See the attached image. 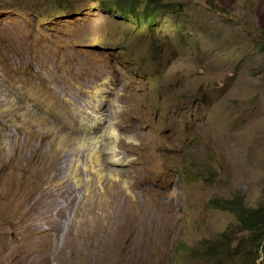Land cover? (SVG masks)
Returning <instances> with one entry per match:
<instances>
[{
	"label": "rangeland",
	"instance_id": "1",
	"mask_svg": "<svg viewBox=\"0 0 264 264\" xmlns=\"http://www.w3.org/2000/svg\"><path fill=\"white\" fill-rule=\"evenodd\" d=\"M114 1L105 0L104 5L102 0H0V80L6 84L0 82V90L3 91L15 80V85H21L25 95H29L27 102L36 97L35 104L27 103L32 107H26V110L45 113L48 107L52 111L49 113L51 117H59L60 123L56 122L55 128L57 126L61 131L56 138L49 129L50 125L43 126L47 129L43 128L42 132L51 134L49 140L53 144L50 146L47 143L45 150L49 160L58 155L59 162L54 165H61V171L68 170L61 172L65 177L61 178L63 181H51L53 166H50L49 173L42 176L43 188L51 186L53 198L59 199L61 204L51 197L43 195L42 198L43 192L38 194L32 189L31 195H35L31 196L32 202L47 201L44 200L45 209L38 208L35 216L30 215L32 219L29 216L25 224L39 223L43 231L51 219H56V223L60 220L61 224L65 223L63 227L59 223L62 232L55 235L56 241H47L46 258L49 264H86L88 260L89 264H264V246L257 248L256 241L250 240L240 229L229 211L209 206L213 199L222 205L223 201L237 197L249 208L264 207V0H171L177 5L181 3L175 14L152 10L146 0H135L134 7L140 17L115 13L109 9L114 6ZM158 1L165 5L170 0ZM119 4L124 5L122 2ZM145 14L151 15L143 20ZM50 104L58 108L52 109ZM2 109L10 110L8 106ZM0 118V122L6 121L14 130L18 121ZM98 119L99 126L96 125ZM82 123L96 128L90 140H85L89 143L82 141ZM1 128L0 125V131ZM33 134L38 141L36 131ZM76 137L81 138V143ZM114 145H118L117 149ZM27 155L30 157L31 154L28 152ZM111 155L122 159L123 164L109 163ZM98 175L103 179H99ZM16 178L18 182L21 179L20 175ZM105 181L110 185H106ZM62 182V189L56 186ZM66 185L69 189L64 188ZM90 189L97 192L94 194ZM62 190H68V193ZM60 192L64 194V200H61ZM72 198L76 200L75 206L78 204L76 207L69 202ZM83 200L85 207L82 206ZM98 200H104L100 201L101 206ZM4 202L0 201V225L3 220L7 224L0 226V241L5 242H0V251L3 250L0 264H40L42 233L36 235L39 240L27 241V236V242H24L18 239V233V238L11 240L9 203ZM52 202L56 207L59 205V209L63 208L61 212ZM65 206H72V209L67 208L66 212ZM77 207L78 214H75ZM54 209L58 210L57 213ZM80 212L88 215L85 217ZM40 213H45L46 217L40 216ZM135 213L139 214L138 218ZM106 216L109 217L103 219ZM20 219L25 218L22 216ZM133 224L139 225L138 228ZM126 225H133V231H138L133 233L131 249L127 244L128 255L126 252L122 261V245H113L108 240L111 241ZM75 226H79L80 230ZM80 231L86 235L81 236ZM225 232L234 241L232 248L240 242L236 255L227 260L221 254L217 257L192 256L191 251L199 241H208L210 245ZM96 239L97 242H94ZM156 240L159 242L156 243ZM20 242H23L22 246ZM35 247L40 249L38 254L34 251ZM89 250H93L94 254ZM196 251L201 254V250ZM89 253L97 258L94 260ZM98 254H103V259ZM12 255L16 256H13V262ZM97 260L100 262L97 263Z\"/></svg>",
	"mask_w": 264,
	"mask_h": 264
},
{
	"label": "bare ground",
	"instance_id": "2",
	"mask_svg": "<svg viewBox=\"0 0 264 264\" xmlns=\"http://www.w3.org/2000/svg\"><path fill=\"white\" fill-rule=\"evenodd\" d=\"M6 54V53H5ZM10 55V54H9ZM12 55V54H11ZM0 58H2V57H0ZM9 58V57H8ZM5 59H6V56H5ZM2 60V59H1ZM11 60V59H10ZM7 61H9V60H7ZM4 62V61H3ZM2 62V63H3ZM5 63V62H4ZM7 64V63H6ZM4 71V70H3ZM38 76V75H37ZM55 81V80H54ZM0 82H3L2 80H0ZM10 82V81H9ZM18 82V81H17ZM25 82V81H24ZM23 82V83H24ZM4 83V82H3ZM22 83V82H21ZM5 84V83H4ZM19 84V83H18ZM25 84V83H24ZM6 85V84H5ZM26 85V87H27V84H25ZM30 84H28V86H29ZM21 86V85H20ZM20 86H17V84L15 85V80H12L11 81V84H8L7 85V87H5L4 88V90L3 91H1L0 90V109H2L3 107H9V109L10 110H6V111H3V109H2V111H1V113H0V116L2 117V119H14V120H16V121H20L19 123L17 122L16 124H15V126H14V130H12L11 128H10V126L8 125V123L5 121H2V122H0L1 124V130L2 131H0V201H2V202H4V201H8V206H9V210H10V218H9V220H10V222L8 223V224H10V230L12 231V238H11V240H14L15 238H18V237H16L17 235V233L20 235L19 237L20 238H18V239H21L22 241H26V239H27V236H28V240L27 241H29V240H39V238H36L37 236V234L40 232V233H42V240L40 239V244H41V246H40V248H41V251H40V264H41V262H42V264H49V262H48V260H47V258H46V252H47V248H48V244H47V241L48 240H55L56 241V239H55V235L57 234V233H61L62 231H60L61 230V227H63L62 226V224L64 225L65 223L63 222L62 224L60 223L61 222V220L59 221V223L61 224V227H60V225H59V223H56L55 221H56V219H55V221H53L54 219H51L50 220V218H49V220H50V222H49V225L47 226V228L45 229V230H43L42 231V228L40 227L41 225L38 223H36V221H35V225H29V226H27V224H25V222H27L28 220H27V218L31 215H34V214H36V210L39 208H42V207H44V209H45V206H46V204L44 205V203H45V201L44 200H46V199H44V200H40L39 202H37L36 204H35V202H32V199H31V192H32V189H34V191L36 190L37 192H39L38 194H40V192H43L42 193V195H41V197L44 195V196H47V197H51L52 199H55V198H53V193H54V190H53V193H52V190H51V186L49 187V188H43V186H42V176L44 175L45 176V174L49 171V168H50V166H53V171L50 169V178H51V181H55L56 179H57V182H58V179H63V177H62V175H61V172H66V171H68V170H66V171H61V169L59 168L61 165H54V163L57 161V163L59 162L58 161V155H54V156H52L51 158H50V160H49V157H48V154H47V149L45 150V146H46V144L47 143H49V145L50 146H52L53 144L51 143V134H49V133H47V131H46V133H43L42 132V130H43V128L45 127V125H50L49 127V129H50V131L52 132V134L53 135H55V138L57 137L56 135L61 131L60 129L61 128H57V126H56V128H55V125H56V122H59L60 123V119H59V117L58 118H53V117H51V115L49 114V113H51L52 111L50 110V109H48V107H46L47 109V112H45V113H42V112H39V111H37V110H26V107H32V106H30V105H28L27 103H29V104H32V105H34L35 104V98H33V100L30 98V100H32L31 102H27L26 101V98H28L29 97V95H25L26 94V92L24 91L25 89L23 88V87H20ZM23 86V85H22ZM31 86V85H30ZM25 87V88H26ZM34 87V86H33ZM40 87V86H39ZM32 88V87H31ZM27 89V88H26ZM58 89V88H57ZM28 90V89H27ZM100 90V89H99ZM37 91V90H36ZM28 92V91H27ZM50 92V91H49ZM48 92V93H49ZM97 92V91H96ZM34 93V92H33ZM36 93V92H35ZM52 93V92H51ZM53 93H55V92H53ZM65 93V92H64ZM28 94H30V93H28ZM37 94H38V92H37ZM36 94V95H37ZM42 94V93H41ZM44 94V93H43ZM59 94V93H58ZM63 94V93H62ZM95 94H97V93H95ZM32 95V94H31ZM39 95V94H38ZM51 95V94H50ZM54 95V94H53ZM56 95H57V93H56ZM65 95V94H64ZM92 95V94H91ZM14 96V99H16L15 101L16 102H14V99H12V97ZM49 96V95H48ZM52 96V95H51ZM49 97V98H52V97ZM62 96V95H61ZM75 96V95H74ZM43 97H44V95H43ZM42 97V98H43ZM63 97L64 96H62V99H63ZM38 98V97H37ZM46 98H47V95H46ZM72 98V97H71ZM74 98H76V97H74ZM99 98V97H98ZM40 99V98H39ZM90 99H92V98H90ZM89 99V100H90ZM47 100V99H46ZM49 100H51V99H49ZM54 100V99H53ZM58 100V99H57ZM61 100V99H60ZM91 101V100H90ZM99 101V100H98ZM38 102H40V101H38ZM53 102V104H54V101H52ZM60 102V101H59ZM47 103H48V100H47ZM57 103V102H56ZM62 103V102H61ZM75 103H77V102H75ZM94 103V102H93ZM92 103V104H93ZM44 104V103H43ZM99 104V103H98ZM40 105H42V104H40ZM39 105V106H40ZM46 105V104H45ZM104 105V104H103ZM38 106V105H37ZM53 106V105H52ZM51 106V104H50V107H52ZM74 106V105H73ZM79 106V105H78ZM92 106V105H91ZM95 106H96V103H95ZM60 107V106H59ZM75 107V106H74ZM97 107V106H96ZM45 108V107H44ZM58 108V107H57ZM57 108H54V107H52V109H57ZM64 108H65V106H64ZM6 109H8V108H6ZM60 109V108H59ZM97 109V108H96ZM98 109H99V107H98ZM44 110V109H43ZM45 110V111H46ZM94 110V109H93ZM60 110H58V112H59ZM64 111V110H63ZM62 111V112H63ZM69 111V110H68ZM68 111H67V113H68ZM95 111V110H94ZM94 111H91V112H94ZM106 111V110H105ZM54 112V111H53ZM56 112V111H55ZM115 113V112H114ZM114 113H112V114H114ZM72 114H73V112H72ZM71 114V115H72ZM75 114V113H74ZM91 114H93V113H91ZM98 114V113H97ZM118 114V113H117ZM50 115V116H49ZM60 115V114H59ZM64 115V114H63ZM66 115V114H65ZM76 115V114H75ZM78 115V114H77ZM115 115V114H114ZM114 115H112V116H114ZM52 116H54V115H52ZM58 116V115H57ZM67 116V115H66ZM65 116V117H66ZM92 116V115H91ZM110 116V115H109ZM61 117H63L62 115H61ZM67 117H69V116H67ZM74 117V116H73ZM77 117V116H76ZM80 117V116H79ZM111 117V116H110ZM117 117V116H116ZM115 117V118H116ZM70 118H72V117H70ZM118 118V117H117ZM1 119V118H0ZM63 119H65V118H62V120ZM73 119V118H72ZM99 119H100V117H99ZM97 120L96 121V125L98 124V126L99 125H101V123H100V120H102V119H100V120ZM112 119H114V117L112 118ZM67 121V120H66ZM70 121V120H69ZM12 122V121H11ZM15 122V121H14ZM14 122H13V124H14ZM71 122V121H70ZM88 122V121H87ZM93 122H95V121H93ZM103 122V121H102ZM105 122V121H104ZM66 123V122H65ZM86 123V122H85ZM85 123H82L81 125H82V130H83V132H82V141L84 140H90V135L92 134L93 135V133L95 132V130L94 129H96V128H91L90 126H88V125H85ZM91 123V122H90ZM119 123V122H118ZM9 124H10V122H9ZM74 124V123H73ZM89 124V123H88ZM115 124V123H114ZM59 125V124H58ZM69 125V124H68ZM80 125V126H81ZM44 126V127H43ZM61 126H62V124H61ZM66 127H67V125H65ZM72 126V125H71ZM94 126V125H93ZM115 126V125H114ZM63 127H64V125H63ZM63 127H62V129H63ZM77 127V126H76ZM97 127V126H96ZM35 129L34 131H36V133L38 134V137H39V140L37 141L36 140V137H35V135L33 134V130L32 129ZM44 129H47V128H44ZM66 129V128H65ZM68 129V128H67ZM71 129H72V127H71ZM80 129V128H79ZM97 129H98V127H97ZM100 129V128H99ZM11 130V131H10ZM76 130H78V129H76ZM81 130V131H82ZM66 131V130H65ZM65 131H63V132H65ZM78 132V131H77ZM109 133V132H108ZM112 134V133H111ZM142 134V133H141ZM58 135H60V134H58ZM72 135V134H71ZM252 135V134H251ZM62 136V135H61ZM68 136V135H67ZM73 136V135H72ZM79 136H81V134L79 135ZM107 136H109V134L107 135ZM106 136V137H107ZM112 136V135H111ZM110 136V137H111ZM142 136V135H141ZM53 137V136H52ZM63 137V136H62ZM105 137V138H106ZM114 139L116 138V136L114 137V136H112ZM249 137V136H248ZM71 138V137H70ZM81 138H79L78 137V139L80 140V143H81ZM95 138V137H94ZM98 138H100V137H98ZM120 138V137H119ZM50 139V140H49ZM53 139V138H52ZM61 139V142H62V138H60ZM76 139H77V137H76ZM77 139V140H78ZM106 139H108V138H106ZM117 139V138H116ZM57 140H58V138H57ZM66 140V139H65ZM74 140V139H73ZM95 140H96V138H95ZM100 140V139H99ZM53 141V140H52ZM55 141V140H54ZM59 141V140H58ZM69 141V140H68ZM87 141H85V143L87 142ZM96 141H98V140H96ZM118 141V140H117ZM120 141V140H119ZM242 141V140H241ZM65 142H67V141H65ZM94 142V141H93ZM103 142V141H102ZM115 142V141H114ZM122 142V141H121ZM124 142V141H123ZM54 143V142H53ZM68 143V142H67ZM79 143V144H80ZM87 143H89V142H87ZM96 143V142H95ZM94 143V144H95ZM113 143V142H112ZM119 143V142H118ZM117 143V144H118ZM243 143V142H242ZM56 144V143H55ZM69 144V143H68ZM77 144H78V142H77ZM93 144V145H94ZM109 144H110V142H109ZM121 144V143H120ZM58 145V144H57ZM61 145V144H60ZM59 145V146H60ZM96 145V144H95ZM107 146H108V144H106ZM112 145V144H111ZM245 145V144H244ZM84 146V145H83ZM102 146H104V145H102ZM115 146V145H114ZM246 146V145H245ZM54 147V146H53ZM72 147V146H71ZM80 147V146H79ZM78 147V148H79ZM105 147V146H104ZM116 147H118V145L117 146H115V148ZM121 147H123V145L121 146ZM120 147V148H121ZM130 147V146H129ZM56 148V147H55ZM101 148H103V147H101ZM106 148V147H105ZM112 148V147H111ZM104 149V148H103ZM102 149V150H103ZM114 149V148H113ZM117 149V148H116ZM126 149H128V148H126ZM133 149V148H132ZM64 150H65V148H64ZM67 150V149H66ZM105 150H107V149H105ZM109 150V149H108ZM119 150V149H118ZM61 151V150H60ZM63 151V150H62ZM69 151V150H68ZM100 151V150H99ZM116 151V150H115ZM128 151V150H127ZM130 151V150H129ZM133 151V150H132ZM29 152V154H31L30 155V157L27 155V153ZM66 152V151H65ZM107 152V151H106ZM105 152V153H106ZM119 152V151H118ZM53 152H52V150H51V154H52ZM99 153V152H98ZM109 153V152H108ZM63 154H65V153H63ZM113 154H116V153H113ZM118 154V153H117ZM119 154H120V152H119ZM65 155H67V154H65ZM69 155V154H68ZM105 155V154H104ZM59 156H61V155H59ZM65 157V156H64ZM67 157V156H66ZM108 157V156H107ZM116 157V155L113 157V155H111L110 156V158H109V163H112V164H114V165H121V164H123V161H122V159H119V157H118V155H117V157L118 158H115ZM61 158H63V157H61ZM60 160V159H59ZM104 160H106V159H104ZM49 161H50V163H49ZM61 161H63V160H61ZM94 161V160H93ZM108 161V160H107ZM126 161V160H125ZM106 162V161H105ZM61 163V162H60ZM56 164V163H55ZM63 165V164H62ZM65 168V167H64ZM74 169V168H73ZM105 169V168H104ZM65 170V169H64ZM107 170V169H106ZM117 170V169H116ZM69 171H71V170H69ZM74 171V170H73ZM114 171V170H113ZM112 171V172H113ZM128 171V170H127ZM80 172V171H79ZM49 173V172H48ZM68 173H70V172H68ZM73 173H76L75 171L73 172ZM123 173V172H122ZM66 174L67 173H65V176H66ZM79 175H80V173H78ZM108 174V173H107ZM119 174H121V173H119ZM18 175H20V177H21V179H19L20 181L18 182L17 181V176ZM71 175H72V172H71ZM110 175V174H109ZM112 175V174H111ZM110 175V176H111ZM113 175H115L116 176V173L114 174L113 173ZM43 176V177H44ZM76 176V175H75ZM99 176V175H98ZM101 176V175H100ZM99 176V179L100 178H102V177H100ZM121 176V175H120ZM117 177H119V176H117ZM124 176L122 175V178H123ZM46 178H49V177H46ZM65 178V177H64ZM67 178V177H66ZM61 179V181H63ZM70 179H71V177H70ZM72 179H73V176H72ZM71 179V180H72ZM103 179V178H102ZM101 179V180H102ZM114 180H115V177L113 178ZM118 179V178H117ZM47 180V179H46ZM69 180V179H68ZM67 180V181H68ZM73 180H76L75 178L73 179ZM79 180V179H78ZM104 180H106V179H104ZM50 181V182H51ZM60 181V180H59ZM81 181V180H80ZM87 181V180H86ZM108 181V180H107ZM123 181V180H122ZM121 181V182H122ZM47 182V181H46ZM49 182V183H50ZM65 182V181H64ZM64 182H62V183H59V185H56L57 187H60L61 189H62V186H63V183ZM76 182V181H75ZM74 182V183H75ZM88 182H89V180H88ZM106 182V181H105ZM111 182V181H110ZM119 182V184H120V181H118L117 180V183ZM45 183V182H44ZM115 183V182H114ZM56 184V183H55ZM65 184H68V183H66L65 182ZM80 184V183H79ZM88 184V183H87ZM94 184V183H93ZM110 185V183L109 182H106V185ZM116 184V183H115ZM114 184V185H115ZM52 185H54V184H52ZM68 185H70V184H68ZM78 185V184H77ZM89 185H91V184H89ZM105 185V186H106ZM111 185H113V183L111 184ZM76 186V185H75ZM85 186H88V185H86L85 184ZM93 186V185H92ZM129 186H130V184H129ZM131 186H132V184H131ZM55 187V186H54ZM68 188L69 186H65L64 188ZM71 187V186H70ZM74 187V186H73ZM78 187V186H77ZM119 187V186H118ZM127 187V186H126ZM59 188V189H60ZM63 188V189H64ZM83 188H85V187H83ZM88 188H90V187H88ZM95 188V187H94ZM93 187H91V189H94ZM97 188V187H96ZM109 187H107V189H106V192L108 193V189ZM113 188H115V187H113ZM120 188V187H119ZM57 189V188H56ZM69 189V188H68ZM73 189V188H72ZM72 189H70V190H72ZM80 189H81V187H80ZM79 189V190H80ZM90 189V190H91ZM98 189V188H97ZM101 188H99V190H100ZM103 189L104 188H102V191H103ZM123 189V188H122ZM132 189H135V188H132ZM78 190V191H79ZM82 190V189H81ZM115 190H116V188H115ZM127 190H129V189H127ZM61 191V190H60ZM64 191H66V190H62V192H64ZM75 191V190H74ZM86 191H87V188H86ZM89 191V190H88ZM113 191H114V189H113ZM130 191H131V187H130ZM56 192H57V190H56ZM91 192H94V190L92 191L91 190ZM97 192V191H96ZM96 192H94V194L96 193ZM105 192V191H104ZM119 192V191H118ZM132 192V191H131ZM58 193V192H57ZM64 193H68V190H67V192H64ZM76 193V192H75ZM74 193V194H75ZM83 193H84V191H83ZM90 193V192H89ZM89 193H87V194H89ZM102 193V192H101ZM100 193V194H101ZM115 193V192H114ZM121 193V192H120ZM149 193V192H148ZM147 193V194H148ZM60 194L62 195V193L60 192ZM72 194H73V192H72ZM85 194V193H84ZM112 194V193H111ZM115 194H117V193H115ZM114 194V195H115ZM126 194V193H125ZM146 194V195H147ZM57 195V194H56ZM56 195L54 196V197H56ZM64 195V194H63ZM63 195L61 196L62 198H63ZM66 195H69V194H66ZM109 195V194H108ZM114 195H112V196H114ZM121 195H122V193H121ZM37 196V195H36ZM83 196H85V195H83ZM94 196V195H93ZM98 196V195H97ZM96 196V197H97ZM102 196V195H101ZM100 195H99V198H102ZM116 196V195H115ZM119 196H120V194H119ZM125 196V195H124ZM150 196V195H149ZM151 196H152V193H151ZM150 196V197H151ZM33 197H35V195H33L32 196V198ZM38 197V196H37ZM59 197V196H58ZM57 197V198H58ZM68 197V196H67ZM71 197H73V195H71ZM95 197V196H94ZM103 197H105V195H103ZM131 197V196H130ZM130 197H128V200H129V198ZM135 197V196H134ZM133 197V198H134ZM40 198V197H39ZM43 198V197H42ZM65 198H66V196H65ZM75 198V197H74ZM74 198H72V200L71 201H69L70 202V204H72V206L74 207L75 206V204H76V200H73ZM85 198V197H84ZM111 198H113V197H111ZM115 198V197H114ZM125 198V197H124ZM153 198V197H152ZM35 199V198H34ZM33 199V200H34ZM41 199V198H40ZM48 199V198H47ZM51 199V200H52ZM61 199V198H60ZM69 199V198H68ZM98 199V198H97ZM103 199V198H102ZM106 200H107V198H105ZM109 199H110V197H109ZM120 199V198H119ZM125 199H127V198H125ZM150 199V198H149ZM39 200V199H38ZM38 200H35V201H38ZM49 200H50V198H49ZM58 200L59 199H55V201H57L58 202ZM61 200H64V198L63 199H61ZM88 200H90V198L88 199ZM87 200V201H88ZM96 200V199H95ZM123 200V199H122ZM121 200V201H122ZM127 200V201H128ZM151 201L153 200L154 201V199H150ZM42 201H44V202H42ZM47 201V200H46ZM84 201V200H83ZM85 201H86V199H85ZM85 201H84V203H83V205L82 204H80V205H82L83 207H85L84 206V204H85ZM86 201V202H87ZM99 201V200H98ZM100 201H104V200H100ZM100 201L98 202L99 203V205H100ZM120 201V202H121ZM127 201H126V203H127ZM152 201V202H153ZM49 203H50V201H48ZM64 202H66V203H68L66 200L64 201ZM90 202V201H89ZM95 202V201H94ZM108 204H110V205H112L111 204V202L109 203L108 201H106ZM114 202V201H113ZM112 202V203H113ZM116 203L118 202V201H115ZM130 202H131V200H130ZM136 202V201H135ZM135 202L133 203V205H135ZM5 203V202H4ZM59 203V202H58ZM58 203H56V204H58ZM63 203V202H62ZM97 202H95V205L97 206L98 204H96ZM105 203V202H104ZM104 203H103V206H104ZM106 203V204H107ZM119 203V202H118ZM117 203V205H119ZM123 203V202H122ZM125 203V202H124ZM132 203V202H131ZM48 204V203H47ZM55 204V203H54ZM61 203H59V205H60ZM65 204V203H64ZM64 204H62V205H64ZM69 204V205H70ZM94 204V203H93ZM107 204V205H108ZM137 204V203H136ZM44 205V206H43ZM52 205H53V202H52ZM52 205H51V208H52ZM59 205H57V207L59 206ZM61 205V206H62ZM78 205V204H77ZM76 205V206H77ZM91 205V204H90ZM102 205V204H101ZM100 205V206H101ZM124 205V204H123ZM129 205V204H128ZM146 205H147V203H146ZM47 206H49V205H47ZM54 207H56L55 205H53ZM67 206V205H66ZM66 206H65V210H66V212H67V208H66ZM71 206V207H72ZM75 206V207H76ZM102 206V207H103ZM109 206V205H108ZM144 206V205H143ZM56 207V208H57ZM70 207V208H71ZM80 207V206H79ZM83 207H81V209L83 208ZM111 207H113V206H111ZM115 207V206H114ZM147 207V206H146ZM70 208H68V209H70ZM91 208H93V207H90V209ZM99 208H101V207H99ZM108 208H110V207H108ZM122 208H123V210H124V207L122 206ZM128 208V207H127ZM126 208V210H125V212L128 210ZM131 208V207H130ZM129 208V209H130ZM133 208V207H132ZM4 209V208H3ZM48 208L46 207V210H47ZM58 209H59V207H58ZM60 209H63V208H60ZM60 209H59V211H60ZM72 209V208H71ZM80 209V208H79ZM81 209H80V211H81ZM86 208H83V210H85ZM111 209V208H110ZM113 209V208H112ZM144 209V208H143ZM147 209V208H146ZM42 210V209H41ZM40 210V211H41ZM45 210V211H46ZM49 210V209H48ZM55 210V209H54ZM65 210H63L62 212H64ZM87 210V209H86ZM115 210H116V207H115ZM114 210V211H115ZM122 210V209H121ZM121 210H120V212H121ZM138 210V209H137ZM52 211V210H51ZM58 211V210H57ZM57 211L55 210V212L57 213ZM73 211V210H72ZM89 212H90V215H92L91 214V211L90 210H88ZM110 211V210H109ZM113 211V210H112ZM136 211V210H135ZM38 212V211H37ZM42 212V211H41ZM44 212V211H43ZM48 213H50L49 211H47ZM53 212V211H52ZM61 212V211H60ZM71 212V211H70ZM78 212V207L75 209V214H78L77 213ZM83 212V211H82ZM85 212V211H84ZM5 213V212H4ZM8 213V212H7ZM39 213V212H38ZM37 213V215H38V217H39V214ZM54 213V212H53ZM81 213V212H80ZM86 213H87V211H86ZM93 213V212H92ZM105 213V212H104ZM103 213V214H104ZM113 213V212H112ZM119 213V212H118ZM126 213H128V212H126ZM130 213H131V211H130ZM138 213V212H137ZM137 213H135L136 215V217L138 218V216H139V214H137ZM51 214V213H50ZM62 214V213H61ZM156 214V213H155ZM42 215V213H40V216ZM44 215H45V213H44ZM44 215H42V217L44 216ZM48 215V214H47ZM59 215V214H58ZM63 215V214H62ZM67 215H69V214H67ZM66 215V216H67ZM81 215H83V216H85L83 213H81ZM88 214H86V216H87ZM106 215H107V213H106ZM110 215V214H109ZM113 215V214H112ZM121 215V214H120ZM138 215V216H137ZM22 216H24V218L25 219H20ZM30 216V217H31ZM35 216V215H34ZM48 216H50V215H48ZM55 216H57L56 214H55ZM54 216V217H55ZM65 216V215H64ZM65 216V217H66ZM75 216V215H74ZM80 216V215H79ZM85 216V217H86ZM118 215H116V217H117ZM29 217V218H30ZM37 217V218H38ZM41 217V218H42ZM44 217H46V215L44 216ZM53 217V218H54ZM59 217H61V216H59ZM65 217H62V218H64L65 219ZM70 218H71V216H69ZM73 217V216H72ZM85 217H83V218H85ZM93 217V216H92ZM107 217H109V216H106L105 218H103V219H106ZM113 217V216H112ZM111 217V218H112ZM119 217V216H118ZM117 217V221H119V218ZM131 217H133V215L131 216ZM130 217V218H131ZM154 217V216H153ZM3 218V217H2ZM8 218V217H7ZM40 218V217H39ZM48 218V217H47ZM55 218H57V217H55ZM68 218V217H67ZM73 218H75V217H73ZM78 218H80V217H78ZM94 218L95 217H93L92 219L94 220ZM128 218V217H127ZM143 218V217H142ZM4 219V218H3ZM31 219H32V217H31ZM30 219V220H31ZM86 219V218H85ZM90 219V218H89ZM123 219H124V217H123ZM152 219V218H151ZM160 219V218H159ZM9 220H6V222L7 221H9ZM29 220V221H30ZM35 220V219H34ZM39 220V219H38ZM37 220V221H38ZM41 220V219H40ZM43 220L44 221H46L44 218H43ZM59 219H57V221H58ZM77 220L78 219H76V221L75 222H77ZM88 220V219H87ZM86 220V221H87ZM112 220V219H111ZM126 220V219H125ZM137 220V219H136ZM42 221V220H41ZM41 221H38V222H41ZM48 221V220H47ZM67 221V220H66ZM68 221H69V219H68ZM96 221V220H95ZM102 221H104V220H102ZM112 221H114V220H112ZM120 221H122V220H120ZM150 221V220H149ZM32 222H34V221H32ZM31 222V223H32ZM71 222V221H70ZM84 222V221H83ZM90 222H92V221H90ZM98 222H100V220L98 221ZM107 222H108V220H107ZM106 222V223H107ZM109 222H111V221H109ZM115 222V221H114ZM124 222H126V221H124ZM128 222V221H127ZM132 222V221H131ZM130 222V223H131ZM135 222V221H134ZM139 222H140V219H139ZM153 222V221H152ZM3 223H5V221L3 220ZM2 223V224H3ZM43 224H44V226H45V223L44 222H42ZM73 223V222H72ZM79 223V222H78ZM80 223L82 224V221H80ZM143 223V222H142ZM147 224H148V222H146ZM1 224V225H2ZM5 224H7V223H5ZM30 224V223H29ZM47 224H48V222H47ZM46 224V225H47ZM77 224V223H76ZM75 224V225H76ZM102 224V223H101ZM104 224V223H103ZM118 224V223H117ZM132 224V223H131ZM150 224V223H149ZM154 224V223H153ZM157 224H160V223H157ZM156 224V225H157ZM0 225V226H1ZM26 225V226H25ZM67 225H68V223H67ZM72 225V224H71ZM70 225V226H71ZM74 225V224H73ZM79 225V224H78ZM90 225V224H89ZM88 225V226H89ZM92 225H94V224H92ZM105 225H107V224H105ZM134 225V224H133ZM132 225V226H133ZM136 225V224H135ZM134 225V226H135ZM141 225V224H140ZM152 225V224H151ZM6 226V225H5ZM91 226V225H90ZM98 226H100V224L98 225ZM102 226V225H101ZM100 226V227H101ZM107 226H109V225H107ZM114 225H112V227H113ZM131 225H129V226H125V227H122V228H120V230H119V232L117 233V235L116 236H114L113 238H112V240L110 241V240H108V243H111V244H113V245H117V246H119V245H122V258H121V260L126 256V255H128V250L126 249V247L128 246L127 244L129 243L130 244V242H131V240H132V236H133V233H134V231H136L135 229H134V231H133V227H132ZM137 226V228H138V226L139 225H136ZM135 226V227H136ZM143 226H145V225H143ZM4 227V226H3ZM66 227V226H65ZM75 227H77V226H75ZM75 227H72V228H75ZM79 227V226H78ZM77 227V228H78ZM81 227H83V226H81ZM99 227V228H100ZM147 227V226H146ZM153 227V226H152ZM151 227V228H152ZM5 228V227H4ZM7 228V227H6ZM71 228V229H72ZM88 228H90V227H88ZM109 228V227H108ZM141 228H142V226H141ZM148 228H149V226H148ZM7 229H9V228H7ZM65 229V228H64ZM64 229H62L65 233H66V230H64ZM79 229V228H78ZM97 229V228H96ZM101 229V228H100ZM140 229V228H139ZM144 229V228H143ZM156 229V228H155ZM155 229H152V231L153 230H155ZM67 230H69V229H67ZM80 230V229H79ZM102 230H104V229H102ZM148 230H151V229H148ZM11 231H9L8 230V232H11ZM71 231V230H70ZM78 231V230H77ZM82 231V230H81ZM81 231H80V233L79 234H81ZM87 231V230H86ZM91 231V230H90ZM94 231V230H93ZM99 231H101V230H99ZM138 231V230H137ZM140 231V230H139ZM146 231V230H145ZM6 232V231H5ZM52 232H54V233H52ZM63 232V233H64ZM73 232H75V231H73ZM72 232V233H73ZM104 232V231H103ZM107 232V231H106ZM143 232V231H142ZM4 233V232H3ZM70 233V232H69ZM77 233V232H76ZM82 233H84V232H82ZM86 233H88L89 234V232H86ZM137 233V232H136ZM144 233V232H143ZM154 233V232H153ZM6 234V233H5ZM68 234V233H67ZM98 234V233H97ZM147 234V233H146ZM149 234H151V232L149 233ZM60 236H62L63 237V235L62 234H59ZM69 235V234H68ZM77 235V234H76ZM83 234H81V236H82ZM84 235H86V234H84ZM83 235V236H84ZM96 235V234H95ZM94 235V236H95ZM106 235V234H105ZM105 235L103 236L104 238H105ZM136 236H137V239H139L138 238V234H135ZM144 235V234H143ZM163 235V234H162ZM162 235H160L161 237H162ZM65 236H66V234L64 235V238H65ZM73 236V235H72ZM101 236H102V234H101ZM146 236V235H145ZM144 236V237H145ZM148 236V235H147ZM146 236V237H147ZM150 236V235H149ZM156 236V234L154 235V237ZM10 237V236H9ZM52 237V238H51ZM66 237H68V236H66ZM76 238H78L77 236H75ZM93 237V236H92ZM96 237V236H95ZM95 237L93 238V239H95ZM98 237V236H97ZM112 237V236H111ZM110 237V238H111ZM49 238H51V239H49ZM61 237H59V239H60ZM64 238H62V240L64 239ZM70 238V237H69ZM73 238V237H72ZM89 238H91V237H89ZM99 238V237H98ZM102 238V237H101ZM134 238V237H133ZM158 238V237H157ZM17 239V240H18ZM134 239H136V238H134ZM146 239V238H145ZM150 239V238H149ZM148 239V241H150ZM161 239V238H160ZM20 240V241H21ZM71 240V239H70ZM78 240V239H77ZM82 240V239H81ZM85 240H86V238H85ZM140 240V239H139ZM143 240V239H142ZM153 240V239H152ZM151 240V242H153ZM163 240V239H162ZM161 240V241H162ZM15 241V240H14ZM19 241V240H18ZM26 241V242H27ZM59 241V240H58ZM64 241V240H63ZM84 241V240H83ZM133 241V240H132ZM135 241H137L138 242V240H135ZM145 241V240H144ZM147 241V240H146ZM157 241V240H156ZM1 243L3 242V240L2 241H0ZM10 242V241H9ZM54 242V241H53ZM59 242H61V241H59ZM58 242V243H59ZM71 242V241H70ZM87 242V241H86ZM94 242H97V239H96V241L94 240ZM140 242V241H139ZM159 241H157L156 243H158ZM4 244H5V242H3ZM11 243H13V242H11ZM15 243V242H14ZM21 243V242H20ZM23 243V242H22ZM22 243H21V246H22ZM29 243H31V242H29ZM36 243V242H35ZM50 243V242H49ZM58 243H57V245H58ZM76 243V242H75ZM85 243V242H84ZM92 243H93V241H92ZM141 243V242H140ZM17 244V243H16ZM86 244H88V243H86ZM136 244V243H135ZM134 244V245H135ZM142 244V243H141ZM152 244V243H151ZM153 244H154V242H153ZM164 244V243H163ZM10 245V244H9ZM14 245V244H13ZM12 245V246H13ZM26 245H27V243H26ZM31 245V244H30ZM56 245V244H55ZM94 245H95V243H94ZM93 245V246H94ZM99 245V244H98ZM133 245V244H132ZM19 246V245H18ZM66 246V245H65ZM64 246V247H65ZM96 246V245H95ZM107 246V245H106ZM106 246H104V247H106ZM156 246V245H155ZM15 247V246H14ZM13 247V248H14ZM24 248H25V246H23ZM31 247H33V246H31ZM53 247V246H52ZM57 247V246H56ZM88 247V246H87ZM90 248H91V246H89ZM100 247V246H99ZM132 247H135V246H132ZM154 247V246H153ZM161 247V246H160ZM3 248V247H2ZM8 248H9V246H8ZM12 248V247H11ZM20 248V247H19ZM59 248H61V247H59ZM97 248V247H96ZM106 248H108V247H106ZM138 248H140V247H138ZM144 248V247H143ZM22 249V248H21ZM33 249V248H32ZM92 249V248H91ZM110 249V248H109ZM129 249V248H128ZM130 249H131V244H130ZM133 249V248H132ZM135 249H137V248H135ZM146 249V248H145ZM144 249V250H145ZM159 249V248H158ZM161 249V248H160ZM159 249V250H160ZM10 250V249H9ZM11 250H13V249H11ZM17 250V249H16ZM38 250H40V249H37L36 247H35V250L34 251H36L37 252V254H38ZM72 250V249H71ZM85 250H86V248H85ZM84 250V251H85ZM88 250V249H87ZM94 250V249H93ZM93 250H91V251H93ZM104 250H106V249H104ZM113 250V249H112ZM118 250V249H117ZM127 250V251H126ZM134 250V249H133ZM138 250V249H137ZM3 251V250H2ZM2 251H0V253L2 252ZM21 251V250H20ZM55 252H57V250H54ZM90 251V250H89ZM90 251V253H93V252H91ZM95 251V250H94ZM97 251V250H96ZM119 251V250H118ZM118 251H116V252H118ZM130 251H132V250H130ZM11 252V251H10ZM23 252V251H22ZM24 252H26V251H24ZM28 252V251H27ZM32 252H33V250H32ZM58 252H60V251H58ZM70 252V251H69ZM88 252V251H87ZM99 252V251H98ZM102 252V251H101ZM107 252H110V251H107ZM115 252V251H114ZM115 252V253H116ZM126 252H127V254H126ZM134 252V251H133ZM140 252V251H139ZM143 252V251H142ZM29 253V252H28ZM35 253V252H34ZM89 253V254H90ZM102 253H104V252H102ZM115 253H113V254H115ZM121 253L119 254V255H121ZM134 253H136V252H134ZM149 253V252H148ZM154 253V252H153ZM156 253V252H155ZM17 254V253H16ZM21 254V253H20ZM25 254H27V253H25ZM24 254V255H25ZM33 254V253H32ZM52 254V253H51ZM56 254V253H55ZM58 254V253H57ZM94 254V253H93ZM92 254V255H93ZM106 254V253H105ZM111 254V253H110ZM126 254V255H125ZM130 254V253H129ZM137 254V253H136ZM143 254V253H142ZM6 256L8 255V254H5ZM5 255H3L4 257H6ZM86 255V254H85ZM84 255V256H85ZM88 255V254H87ZM91 255V254H90ZM91 255V256H92ZM99 255L100 254H98V257H99ZM115 255H118V254H115ZM132 255H133V253H132ZM135 255V254H134ZM144 255V254H143ZM143 255H142V257H143ZM13 256H15V255H12L11 257H12V262L14 261V258L16 257H14L13 258ZM20 256V255H19ZM35 256V255H34ZM56 256V255H55ZM60 256V255H59ZM82 256V255H81ZM90 256V257H91ZM101 256V255H100ZM102 256H103V254H102ZM101 256V257H102ZM141 256V255H140ZM154 256V255H153ZM8 257V256H7ZM6 257V258H7ZM10 257V258H11ZM29 257V256H28ZM31 257V256H30ZM29 257V258H30ZM39 257V256H38ZM113 257V256H112ZM111 257V258H112ZM130 257V256H129ZM128 257V258H129ZM136 257V256H135ZM141 257V258H142ZM149 257V256H148ZM147 257V258H148ZM3 258V257H2ZM24 258V257H23ZM34 259H35V257H33ZM50 258V257H49ZM52 258V257H51ZM50 258V259H51ZM61 258V257H60ZM84 258V257H83ZM92 258L94 259V257L92 256ZM96 258H97V256H96ZM95 258V259H96ZM107 258V257H106ZM110 258V259H111ZM126 258V257H125ZM127 258V259H128ZM131 258V257H130ZM137 258V257H136ZM146 258V257H145ZM152 258V257H151ZM151 258H149V259H151ZM26 259V258H25ZM62 259V258H61ZM86 259H87V256H86ZM89 259V258H88ZM94 259V260H95ZM101 259H103V257L101 258ZM113 259H114V257H113ZM115 259H116V257H115ZM119 259V258H118ZM117 259V260H118ZM138 259H140V258H138ZM143 259V258H142ZM0 260H2V259H0ZM24 260V259H23ZM32 260V259H31ZM54 260V259H53ZM63 260V259H62ZM67 260V259H66ZM83 260V259H82ZM100 260V259H99ZM116 260V261H117ZM129 260V259H128ZM134 261H136L135 259H133ZM33 261V260H32ZM37 261V260H36ZM50 261V260H49ZM55 261V260H54ZM68 261V260H67ZM87 261V260H86ZM85 261V262H86ZM101 261V260H100ZM100 261H98L97 260V263L98 262H100ZM123 261V260H122ZM121 261V262H122ZM129 261H131V259L129 260ZM128 261V262H129ZM142 261V260H141ZM28 262V261H27ZM51 262V261H50ZM66 262V261H65ZM89 262V260L87 261V263ZM95 262V261H94ZM103 262V261H102ZM112 262H113V260H112ZM29 263V262H28ZM34 263H36V262H34ZM81 263V262H80ZM86 263V264H87ZM117 263V262H116ZM124 263V262H123ZM136 263V262H135ZM18 264V263H17ZM22 264H23V262H22ZM27 264V263H26ZM39 264V263H38ZM51 264V263H50ZM89 264V263H88ZM92 264V263H91ZM95 264V263H94ZM99 264V263H98ZM103 264V263H102ZM105 264V263H104ZM107 264V263H106ZM108 264H109V262H108ZM112 264V263H111ZM118 264V263H117ZM120 264V263H119Z\"/></svg>",
	"mask_w": 264,
	"mask_h": 264
},
{
	"label": "trees",
	"instance_id": "3",
	"mask_svg": "<svg viewBox=\"0 0 264 264\" xmlns=\"http://www.w3.org/2000/svg\"><path fill=\"white\" fill-rule=\"evenodd\" d=\"M147 5L151 6L152 10H162L170 14H175V10L178 9L180 4H176L173 1H169L165 5L159 3L158 0H146ZM214 1V0H213ZM114 6H110L109 9L119 14H134L136 17H140L137 12L138 9L134 7L135 0H115ZM124 3L122 6L119 3ZM105 5V0H102ZM151 14H145L143 20H146ZM175 17V16H173ZM209 206L218 209H225L229 211L235 217L239 227L243 230L250 240L256 241V247L262 248L264 246V207L256 209L244 206L241 200L234 197L231 200L223 201L222 205H218V201L211 200ZM229 234L225 232L218 239L213 240L210 245L208 241H199L197 247L192 249L191 254L193 257H217L220 254L229 259L232 255H236L240 242H237V246L232 248ZM196 249L201 250V254L197 253ZM247 257V256H246ZM246 264V263H243Z\"/></svg>",
	"mask_w": 264,
	"mask_h": 264
}]
</instances>
